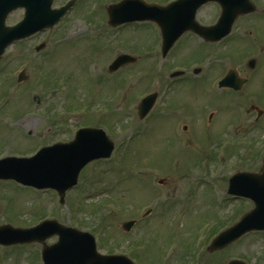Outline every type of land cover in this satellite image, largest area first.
I'll list each match as a JSON object with an SVG mask.
<instances>
[{
	"label": "rangeland",
	"instance_id": "rangeland-1",
	"mask_svg": "<svg viewBox=\"0 0 264 264\" xmlns=\"http://www.w3.org/2000/svg\"><path fill=\"white\" fill-rule=\"evenodd\" d=\"M81 1L83 5L80 3V6L58 25L69 27L65 29L64 34L58 30L51 40L48 34L44 33L24 43V47L18 48L16 44L8 46L0 61V76L4 77L12 68L18 67V64L24 65L29 57L26 82L14 84V88L10 89L11 83L0 81L2 87L6 84L4 88L10 89L9 102L3 107L4 111L14 112L13 107L20 111L28 109L29 102L34 97H42L39 88L47 74L45 69L53 67L52 74L57 78L63 77L67 82V85L63 82L67 88L65 90L60 88L58 94L54 95L53 106L58 107L62 104L56 111L67 112L66 106L69 104L71 113L69 123L65 124L69 127H60L56 130L53 126L52 130L56 133L48 136L46 134L50 131V128L47 129L49 122L46 124L45 119L36 114L27 115L22 118L24 129H20L24 133L33 134L32 138H29L19 129L4 128L0 124L2 147L0 151L6 154H12L10 152L12 150L15 154L19 153L18 151L29 152L38 138V143L43 139L70 138L74 132L73 128L90 123L89 125L99 126L107 131L108 136L114 141L115 152L109 160L93 161L85 166L75 189L65 194L64 205L56 203L55 193L44 194L28 187L23 188L12 181L0 180V224L30 227L47 215H52L61 223L82 229L83 226H97L94 218L100 217L105 221L103 225L111 222L110 226H106L107 229L105 227L100 236L101 240L98 241L99 251L104 253L118 251V248L129 250L128 245L113 246L114 240L116 244L119 241L139 238L144 233L149 241L150 237L156 235L148 249L162 252V255L170 254L164 246L168 236L171 235L169 237L171 243H180L175 249L172 264H178L181 259L183 263L189 260V264H228L230 256L241 257L247 264H263L264 231H250L231 245L229 243L223 248H216V251L209 254L203 249V243L214 226L212 224L216 220L215 216L220 220L215 231H220L238 221L253 207L252 202L247 199L239 201L234 198L228 203L221 197L223 193L226 194V181L231 171H257L262 163L260 157L264 152V113L257 123H253L255 114L254 116L251 113L247 114L245 109L250 105L261 108L264 104V15L238 16L227 41L223 39L202 49L197 48L199 45H195L191 38L185 37L178 41L175 48H172L168 56L162 60L159 50L160 36L152 23L139 25L130 23L128 26L112 29L106 27L104 23L105 11L103 14L97 7L98 15H94L93 11H90L91 2ZM111 1L105 0L103 3L105 5ZM146 1L164 4L167 0ZM251 1L262 10L264 0ZM54 2L56 6L63 3V0ZM219 11L218 5L205 4L198 10L197 20L203 24H212ZM21 16L22 11L16 10L8 15L6 23L12 24ZM255 25L261 32L254 31ZM42 38L47 42V48L35 54L31 47ZM187 44L190 45L189 49L196 48L199 52L195 54V51L187 50ZM101 45L106 48L100 50ZM234 45H237L238 52L233 50ZM26 47L29 50H26ZM118 53L133 55L137 60L121 67L110 77L108 72L106 73L107 65ZM231 54L236 61L232 62ZM201 57V64L195 65L196 63L190 61V67L203 66V63L207 62V70L211 77H219L223 72L222 67L224 70L236 68L241 75L249 76L245 89L243 88L238 95H231L226 91L211 92L206 82L173 83L165 93L167 109L164 103H161V96L157 98L150 117L146 121L143 120L144 122L139 121L135 106L140 99L153 91H157L159 95L168 75L181 68L178 67L180 62L186 63L187 59H194L196 62ZM250 58L256 59L253 70L242 65ZM171 63L174 64L170 65ZM41 64L43 70L37 74ZM15 71L10 73L13 75V82L16 79ZM166 74L168 75L165 76ZM34 75L36 79L32 84L33 79L32 83L28 80ZM113 88L116 96L112 92ZM50 90L52 91L48 88L47 94ZM252 94H256L261 101ZM66 97L67 101L64 100ZM108 97L113 101L107 105ZM86 102L87 104L90 102L91 106L85 113H78L79 108H85ZM103 103L107 108L102 107ZM109 108L111 113L108 111ZM211 110L213 116L207 122L206 116ZM112 119L114 125L110 127ZM54 122L60 124L58 121ZM176 123L189 125L184 136L175 131ZM227 133L229 136L238 133L237 138H240L238 144L240 141V147L243 148L239 154L243 156L225 155L223 145H217V140L223 137L224 141H233L226 137ZM7 140L11 141L10 144ZM220 142L223 144L222 140ZM219 151L224 155L222 161L213 164L212 154ZM215 166H217L215 172H209L210 168L213 169ZM163 169L176 171L171 177L164 174ZM219 171L225 173L222 179H219L222 176ZM118 176L122 178L118 180L117 187L114 190L110 189V180L118 179ZM98 177L100 182L91 189L90 183ZM160 177L165 179L166 185L163 188L170 197L164 195L161 198L163 204L159 203L158 208H155L153 196L155 192L151 186L159 188L155 180ZM197 177L200 180H197ZM124 180L126 181L122 182ZM116 198L121 205H127L126 211H129L130 206L134 208L131 210L133 216L139 217L149 207H153L154 211L152 215L144 218L132 233L131 230L125 234L120 225L129 218L127 214H116L122 209L112 210L111 203H114L113 200ZM90 208L92 210L97 208L98 211L90 214ZM232 213L236 215L232 216ZM205 222H208V225L202 227ZM195 238L202 244L199 249L202 258L194 261L191 254H186L185 251ZM53 240L54 238L46 239V243L49 244ZM37 247H40V243L33 242L14 247L0 245V255L4 254L0 257V264H39Z\"/></svg>",
	"mask_w": 264,
	"mask_h": 264
},
{
	"label": "water",
	"instance_id": "water-1",
	"mask_svg": "<svg viewBox=\"0 0 264 264\" xmlns=\"http://www.w3.org/2000/svg\"><path fill=\"white\" fill-rule=\"evenodd\" d=\"M205 1L207 0H176L161 7L155 4H143L139 0H124L110 6L109 15L112 23L131 19L155 20L162 30L164 42L162 50L165 52L184 29H191L212 40L219 39L228 32V21L234 16L232 10L247 6L246 0H217L222 6L221 16L215 26L205 28L194 22L196 7ZM50 5L51 0H0V54L4 47L13 40L27 36L37 29L51 26L70 4L58 10H51ZM231 5H236V7L231 9ZM17 7L25 9L23 19L13 26L5 25L7 13ZM128 60L134 61L135 59L128 55L117 56L111 64V69ZM225 80L226 78L221 83ZM154 97L155 94H151L141 100L138 106L140 117L149 110ZM111 147V143L101 130H81L73 141L43 147L31 157L2 159L0 177L15 178L38 187L51 186L62 195L76 182L78 171L89 159L108 156ZM228 192L249 197L254 202V208L245 214L234 227L220 234L212 242L210 248L222 246L221 243L233 240L248 229H264V156L261 171L234 174L229 180ZM45 223L42 222L30 229H12L9 226H1L0 242L41 241L50 234V230H45ZM47 224L56 225L53 222H47ZM57 229L60 234L58 242L44 249V258L47 263L127 264L123 262L124 256L96 253L93 239L89 234L73 228L57 227ZM7 233H10L9 237ZM233 264L243 263L233 262Z\"/></svg>",
	"mask_w": 264,
	"mask_h": 264
},
{
	"label": "flooded vegetation",
	"instance_id": "flooded-vegetation-1",
	"mask_svg": "<svg viewBox=\"0 0 264 264\" xmlns=\"http://www.w3.org/2000/svg\"><path fill=\"white\" fill-rule=\"evenodd\" d=\"M24 124V123H23Z\"/></svg>",
	"mask_w": 264,
	"mask_h": 264
}]
</instances>
